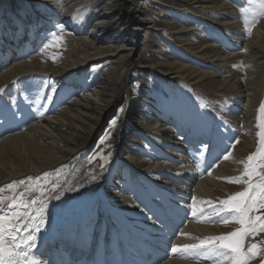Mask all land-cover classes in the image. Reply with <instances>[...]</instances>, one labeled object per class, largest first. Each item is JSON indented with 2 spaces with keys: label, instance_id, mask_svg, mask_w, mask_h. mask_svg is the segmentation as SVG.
<instances>
[{
  "label": "bare ground",
  "instance_id": "6f19581e",
  "mask_svg": "<svg viewBox=\"0 0 264 264\" xmlns=\"http://www.w3.org/2000/svg\"><path fill=\"white\" fill-rule=\"evenodd\" d=\"M152 1L157 11L165 10L160 24L149 16ZM236 11L229 0H0L3 189L12 179L85 163L97 132L114 128L115 122L107 124L109 116L130 86V75L136 72L143 81L140 93L129 96L126 114L119 115L114 160L79 176L84 186L97 187L94 199L62 224L55 212L58 216L36 233L37 255L46 264H214L203 252L171 249L226 235L218 232L226 226V214L213 211L224 200L218 194L229 188L225 181L237 174L244 151L256 142L264 93V17L248 33ZM197 22L219 35L206 30L196 41ZM143 32L153 49L145 61L135 57ZM46 33L60 36L58 53H49ZM164 45L172 51L156 57ZM237 62L242 77L236 75ZM28 77L45 83L40 91L21 92L22 101L11 105L7 88ZM152 79L177 89L181 84L192 89L190 80H208L225 89L221 112L213 118L215 131L198 103L189 107L182 97L164 95L155 103L147 91L154 87ZM238 130L246 138L227 155ZM194 208L203 214L194 217Z\"/></svg>",
  "mask_w": 264,
  "mask_h": 264
},
{
  "label": "rangeland",
  "instance_id": "374dc122",
  "mask_svg": "<svg viewBox=\"0 0 264 264\" xmlns=\"http://www.w3.org/2000/svg\"><path fill=\"white\" fill-rule=\"evenodd\" d=\"M229 1L231 5L233 6V9L237 10L236 12H238L237 13L238 19L245 25L246 31L248 33H251L250 31L253 30L254 25L262 18V16L264 17V14H258L261 0H255V2L252 4L249 3V0H229ZM148 5L150 9L149 16L153 20H155L158 24H160L161 17L162 15H164L165 10L157 11L159 9L157 1H152ZM174 7L175 8L173 10L175 11L179 9L177 5H175ZM197 28L198 30L196 32L199 31L201 33L195 37L196 41H198L199 39H201V37H203L206 30L214 32V33H211L212 36L219 35L218 33L219 30H213L212 27L210 28L207 26L204 27V25H202L201 23H198ZM165 32L163 33L170 41H173V42L177 41V39L174 38V36H171L169 32H166V33ZM44 37L46 38V40L50 41V44H51V47H50L51 49L49 50V53H54V54L58 53L59 52L58 47L60 45V40H61L59 38L60 36L55 35V34L51 36L50 34L46 33L44 34ZM146 39L148 40L144 32L142 33V35H139L138 44L136 46V51H135V54H136L135 57H138L142 61L149 60V58L151 57L150 55L153 53V49L149 46L150 43L147 44ZM171 51H172L171 47H169L168 45H164L161 47L158 53H155L154 55L157 57L158 55L160 56L162 52H164V54H167ZM236 52L239 53L238 50H236ZM184 54H187V53H184ZM189 58L190 57H187V58L182 57L181 59L183 60L186 59L188 62H194V64L197 66H200L202 63L200 62L202 61L201 59L188 60ZM95 67L96 66H93V68ZM162 67L165 70H167V72L169 73H173L175 71L173 68L165 66V65ZM235 68L236 70H240L236 72V75L242 77L243 72L241 71V66L239 62H237V65L235 66ZM96 69H99V68H96ZM32 78L34 80L31 81L30 79ZM32 78L28 77L27 78L28 80H24L17 84L11 85L10 87L7 88L8 92L9 93L11 92L10 96H12L10 98L11 105L15 104L16 102L22 101L23 93L20 94L21 92L25 93V91H27L28 89H34L36 91L41 90L43 84L45 83V79L41 78L40 80L37 77H32ZM37 79L39 81H37ZM129 79H130L129 81L130 86L128 88H124V91H123L124 93L123 95H121V100L118 102L115 108L111 111L110 116H109V123L107 124L109 125L111 122L112 124H114L115 122L114 124L115 126L113 125L114 128L108 129V128L102 127L101 131L97 132V134L93 137L88 147V151L86 154L87 160L85 161V163H82V165L80 163L79 164L80 166L76 168H72L71 165H67L63 163L64 166L60 165L62 167L59 166L60 168L58 167L55 168L57 170L50 169L47 175L44 174V176L42 177L41 175L43 173L42 174L37 173L33 175H28V176L26 175V176L20 177L21 179L20 178L12 179L11 181L8 182V184H11L12 182H17V180L18 181L26 180V178L28 180L25 181V183H23L22 185L15 184L14 191L10 188L9 189L7 188V189H4L2 192H0V197L4 198V203L0 205V208L7 209L8 204L11 202L8 198L11 197L12 199H16L17 197H20L21 193H23L24 196L20 197L22 199L31 201L39 197V199H42L45 201V203L47 204V208L45 211V220H47L50 217L58 216V215H55V212H60L59 218L55 220L57 224H62L66 222L67 220L76 217L78 212L83 208L82 207V205H84L83 203L89 199L93 200L95 197V193L97 191L96 186H91V187L84 186V184H82V182L79 180V176L81 175L83 171L87 172V170H89L92 165H96L97 168H102L103 166L105 167L108 166L109 163H111L114 160L113 153L116 147V141L114 140V133L117 129L118 121L121 118V116L119 115L126 114V110H127L126 104L130 102V99L128 100L129 96L133 92L139 94L141 91V88L143 87V81L138 78V74L136 72L135 73L133 72V74L130 75ZM193 82L194 81H191V80L188 81V83H192V85L194 86L192 87V89L185 86L184 84H181L182 86L180 87V89L179 88L177 89L175 87L176 88L175 90V88H173V86L169 84V82H166L165 80L152 79V83L154 84V87L152 86L147 91L150 93L152 98L154 97L155 99H157L156 101L153 98L155 103H158V105L161 104L160 101L162 97H160V95H164L165 97H169L172 99L174 98L175 100L176 98L178 99L179 97H182L184 98L183 100L186 99L187 105H189V107L192 105H196V103L200 105L206 104L207 106L206 107L203 106V108H204L205 115L209 117V124H210L209 128L211 132H213L215 131V128L212 125L216 126L213 122V118L218 116L217 113L221 112L220 108L222 104L224 103V99H221V98L225 96L223 93L225 89H222V88L218 89L214 87L212 82L208 80L202 81L201 83L200 82L193 83ZM189 86L191 85L189 84ZM262 106H264V93L261 97V103L257 108V115H256V120H255V126H254V131L257 133L256 140H255L256 142L248 148L249 150L246 149L244 151V156L242 157V159L245 160V163L247 162L248 156L256 153L257 149L260 147L259 133L264 131V110H262ZM107 124L106 126H108ZM245 136L246 135L243 131L238 130V132H236L235 134V137L234 138L233 136L231 137L233 139L231 140V143H230L231 145L229 146L230 148L227 151V155L238 144L243 143L244 139L246 138ZM109 153L111 155H109ZM104 157H107L106 162L103 159ZM243 160L241 161L240 170L237 171V174L235 173L233 175H230L231 177H229V179L225 181L229 186L228 188L229 190L224 189L223 191H220V193L218 194L224 200L233 196L235 193L244 191L247 188V184L243 182V181L248 180V177L243 175L244 173ZM66 167L70 169L68 170ZM237 177H243V180L241 182H235V178ZM257 180L258 178L254 177L252 182L255 183L257 182ZM230 181H233V182H230ZM30 185H38L39 187H42L45 192L44 196H40V193L38 190L37 191L26 190ZM56 185H59V187L56 188L55 191H53L52 189ZM57 196L59 198H56ZM38 207H39V203L33 206V214H35L34 210L37 209ZM22 211H28V209H22ZM252 215L264 216V209H259L258 211L252 213ZM17 223H19V221H17ZM225 225L226 226L222 228V230H218V232L222 231L225 234H229L233 231H236L237 229L241 227L238 223H235L232 220H229V223ZM253 243L258 245V252L255 257L249 259L248 264H262V261H264V231H261L256 235H251V236L246 237L245 242H244V250L247 251V249Z\"/></svg>",
  "mask_w": 264,
  "mask_h": 264
},
{
  "label": "snow or ice",
  "instance_id": "6c2138e0",
  "mask_svg": "<svg viewBox=\"0 0 264 264\" xmlns=\"http://www.w3.org/2000/svg\"><path fill=\"white\" fill-rule=\"evenodd\" d=\"M254 2L255 0H249L250 4ZM258 14H264V0H261ZM0 92H3V89H0ZM202 106L206 107L207 105ZM262 110H264V106H262ZM259 135L260 147L256 153L249 155L247 162L244 163L243 175L247 176L248 180L243 182L247 184V188L220 201L222 206L213 210L217 216H220L221 213L226 214L223 223L227 224L229 220H232L241 227L226 235L206 237L198 244L173 246L171 249L173 253L184 251L201 256L203 252L205 258H215L214 264H248L249 259L257 255L258 245L253 243L245 251L244 242L246 237L264 231V216L252 215L259 209H264V131ZM204 149L207 150V145L204 146ZM109 155L111 154L109 153ZM103 159L105 162L107 161V157ZM224 159H228V156H225ZM254 177L258 178L255 183L252 182ZM92 179L95 180L96 177L93 176ZM242 180L243 177L235 178V182ZM20 183L23 184V181ZM7 187L15 190V185L9 184ZM58 187L59 185H56L52 190L55 191ZM3 190L0 188V192ZM26 190H38L40 196L45 194L44 189L38 185H30ZM23 196L24 194L21 193L20 197ZM20 197L16 199L9 197L11 202L7 209L0 208V264H46L37 255L36 233L40 232L45 223L47 204L39 197L31 201ZM3 203L4 198L0 197V205ZM37 203H39V207L34 210L35 214H33V206ZM22 209H28V211H22ZM198 211L202 215L204 210L194 208L192 213L194 217ZM182 235L187 234L182 233Z\"/></svg>",
  "mask_w": 264,
  "mask_h": 264
}]
</instances>
